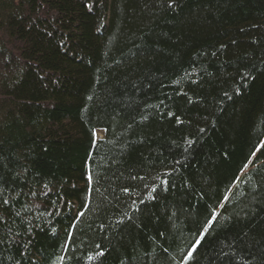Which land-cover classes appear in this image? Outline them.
<instances>
[{"label": "trees", "instance_id": "1", "mask_svg": "<svg viewBox=\"0 0 264 264\" xmlns=\"http://www.w3.org/2000/svg\"><path fill=\"white\" fill-rule=\"evenodd\" d=\"M0 264H264V0H0Z\"/></svg>", "mask_w": 264, "mask_h": 264}, {"label": "snow or ice", "instance_id": "2", "mask_svg": "<svg viewBox=\"0 0 264 264\" xmlns=\"http://www.w3.org/2000/svg\"><path fill=\"white\" fill-rule=\"evenodd\" d=\"M174 3H175V0H169V6H170V7H171ZM125 191H127V189H125ZM226 199H227V198H226ZM80 215H83V213H80ZM213 219H215V216H213ZM209 224H211V221H209ZM204 231L207 232L208 229L205 228ZM201 235L203 236V233H202ZM200 242H201L200 240H197L196 245H199ZM196 245H194L193 247L195 248ZM100 255H103V252H101ZM188 256L191 257V256H192V252H189ZM89 259H92V257H89ZM186 259H187V258H186Z\"/></svg>", "mask_w": 264, "mask_h": 264}, {"label": "rangeland", "instance_id": "3", "mask_svg": "<svg viewBox=\"0 0 264 264\" xmlns=\"http://www.w3.org/2000/svg\"><path fill=\"white\" fill-rule=\"evenodd\" d=\"M95 136H96V138H101L102 137V133L100 132V131H96L95 132Z\"/></svg>", "mask_w": 264, "mask_h": 264}]
</instances>
